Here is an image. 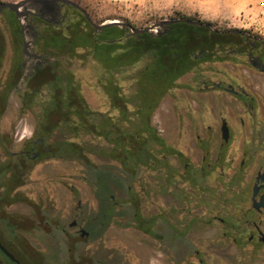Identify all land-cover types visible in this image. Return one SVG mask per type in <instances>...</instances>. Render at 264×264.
I'll return each instance as SVG.
<instances>
[{"label":"flooded vegetation","instance_id":"obj_1","mask_svg":"<svg viewBox=\"0 0 264 264\" xmlns=\"http://www.w3.org/2000/svg\"><path fill=\"white\" fill-rule=\"evenodd\" d=\"M174 21L205 29L211 33L210 39L213 35L223 39L234 34L238 40L232 44H226L220 38L213 42L206 40L203 48L191 54L193 66L175 81L148 118L157 139L150 149L151 157L147 163H140L139 171L157 173L154 192L157 201L152 214L144 211L143 196L149 193L140 189L139 196L133 187L139 171L132 185H128L127 173L121 163L99 153L102 149L114 148L116 143L113 141L117 139L111 138V141L98 134V115L110 119L123 135L127 132L128 120L123 118L120 108L112 101L113 94L124 100L134 94L125 79L126 73L122 74L120 81L117 80L114 89H105L99 79L100 92L107 100L108 111L94 110L87 104L92 114L89 128H94L87 136L88 140L86 136H67L60 131L58 128L66 125L65 121L58 123L57 129H53L56 125L50 126V131L41 128L43 134L40 136L36 120L32 137L21 138L20 152L12 153L11 157L17 160L20 168L32 166L42 158L80 162L79 153L72 152L66 145L75 143L84 147L93 164L99 165L96 162L99 160V166H113L112 172L118 180L126 183V186L113 187L109 209L106 210L110 216L108 223L106 218L100 219L102 203L96 185L91 183L98 210L85 215L81 224L77 221L71 224L72 229H78L75 234L61 229L68 240L96 241L105 234L114 218L128 217L131 211L140 233L151 238L158 246L157 250L165 256H194L198 264H207V258L211 257L255 256L264 246V43L244 32L218 31L193 20L175 19L170 22ZM170 22L159 27L157 33L150 34L156 37L170 34ZM25 43V40L18 43L23 54L22 75L10 97L28 94L32 77L53 69L39 50V45L47 43L34 40L30 45L27 43V54ZM67 59L80 60L70 57L59 60ZM12 69L13 63L0 86L5 84ZM59 69L73 77L77 87L75 92L81 94L80 83L71 68L62 63ZM39 93L44 98L48 97L46 89ZM168 98L172 102V112L180 118L171 137L165 136V131L153 120ZM19 102L23 113L34 110H25L20 99ZM126 107L134 112L131 105ZM181 115L185 117L184 123ZM131 119L137 120V115ZM146 138L140 137V144ZM122 140L126 143L124 137ZM181 185L188 186L187 191L181 188L182 195L171 191ZM54 224L58 226L59 221L55 220ZM93 228L95 238H92Z\"/></svg>","mask_w":264,"mask_h":264},{"label":"rangeland","instance_id":"obj_2","mask_svg":"<svg viewBox=\"0 0 264 264\" xmlns=\"http://www.w3.org/2000/svg\"><path fill=\"white\" fill-rule=\"evenodd\" d=\"M20 1L22 0H0L9 3ZM73 1L79 3L97 25L118 21L136 29H144L186 18L208 24L214 30L239 31L250 35H253V31H246L244 27L252 24L264 11V0ZM53 7L34 3L29 10L42 14ZM55 12L58 16L50 19L56 22L64 21L71 14L63 9ZM7 15L6 10L0 13V40L3 38L5 46L2 59L0 55V81L5 79L13 63L17 41L11 32ZM22 23L25 27V41L30 45L33 37L28 33L27 23ZM159 29L158 27L151 32L157 33ZM62 63L69 66L75 74L85 102L94 110L107 112L108 103L99 88L101 70L97 64L91 60L83 63L78 59H67ZM171 105L170 98L166 99L153 119L167 137L174 135L180 122V118L172 112ZM39 113V108L23 113L19 97L13 95L0 119V237L4 242L17 252L31 254L38 260L37 264H198L194 256L168 257L159 252L155 242L137 229L131 211L128 217L114 218L105 234L96 241L68 240L61 229L75 234L78 229H72L71 224L75 221L81 224L85 215L98 210V203L82 160L76 162L42 158L32 166L20 168L17 160L11 157L12 153L20 152L21 138L32 137ZM181 118L184 123L185 117L181 115ZM85 138L88 140L87 136ZM96 162L101 164L99 160ZM156 176L157 173L152 171H139L133 184L139 196L140 189L149 193L143 196L146 214L155 211ZM181 188L188 190V186L181 185L179 189L172 188L171 191L182 195ZM117 198L121 200L118 193ZM7 218L20 226L15 235L6 231L4 222ZM55 220L59 221L58 226L54 224ZM207 259V264H264V246L255 256Z\"/></svg>","mask_w":264,"mask_h":264},{"label":"trees","instance_id":"obj_3","mask_svg":"<svg viewBox=\"0 0 264 264\" xmlns=\"http://www.w3.org/2000/svg\"><path fill=\"white\" fill-rule=\"evenodd\" d=\"M60 9L69 11L71 14L61 22L50 19V17H57L55 10ZM7 18L11 32L17 41L14 47L13 69L5 84L0 86V119L9 105L10 92L21 80L20 66L23 54L18 43L25 40L23 25L19 18L10 11ZM184 20L188 19L184 18ZM23 21L27 23L28 33L34 41L47 43L39 45V50L53 66V69L48 72H39L37 76L34 75L29 93L19 96L25 110L36 107L40 110L36 119L40 128L38 135L42 136V129L50 131L49 127L52 125H56L53 129H57V124L61 121H65L66 125L58 129L67 136H89L94 131V128L92 130L89 128L92 114L82 94L75 92L77 87L74 86L73 77H69L65 71L59 69L62 64L60 58H79L83 63L90 60L95 62L101 70L100 80L105 89H114L117 80L120 81L122 74L126 73L125 79L128 80L129 88L134 90V94L127 100L116 94L112 95L113 104L120 108L123 118L128 120L126 134L123 135L120 128H117L110 119L99 115L100 124L97 129L99 135L109 140L117 139L113 141L116 143L114 148L102 149L99 153L102 157H110L121 163L127 173L128 185H132L136 178L140 163L148 162L151 157L150 149L157 139L156 134L152 133L148 118L168 90L174 86L175 81L193 66L191 54L203 48L206 40L213 42L220 38L213 35L210 39L211 33L207 30L194 28L183 21L170 22V34L161 37L153 36L150 32L130 35L129 30L120 25L108 26L96 31L81 12L61 4L55 5L53 9H46L42 14H30ZM0 35H2L1 32ZM220 40L225 41L226 44H232L237 42L238 37L229 34ZM4 49L2 38L0 40L1 59ZM44 89L48 91L47 98L39 93ZM127 104L134 108V112L126 107ZM134 115H137L135 121L131 119ZM143 136L147 138L140 144V137ZM123 137L126 143L122 140ZM66 145L72 152L79 153L80 159L84 162L90 181L96 185L97 195L102 203L100 219L106 218L105 222L108 223L110 216L107 215L106 210L109 209L113 187L126 186V183L118 180L116 174L112 172L113 166L93 164L83 146L75 143ZM4 226L6 231L14 235L20 227L8 218ZM91 233L92 238H95L94 228L91 229ZM0 242L21 264L38 263L33 257H28L23 252H16L4 242L2 237ZM0 264L15 263L0 252Z\"/></svg>","mask_w":264,"mask_h":264},{"label":"water","instance_id":"obj_4","mask_svg":"<svg viewBox=\"0 0 264 264\" xmlns=\"http://www.w3.org/2000/svg\"><path fill=\"white\" fill-rule=\"evenodd\" d=\"M34 3H42L44 5H51L55 6L57 4H61L63 6H71L81 12L85 18L88 20V22L93 26V28L96 31H100L101 29H104L108 26H115V25H120L122 27H125L129 30L130 35H141L146 32H151L154 29L161 27L163 24H156L151 27H147L144 29H136L130 24H124L118 21H112L109 23H104L101 25L95 24L92 19L90 18L89 14L86 12L84 8H82L78 3H76L73 0H22L17 3H9V2H0V13L4 12L5 10H8L16 15L17 18L21 21V24L23 25V19H25L27 16L30 14H34L32 11L29 10V7L31 4ZM25 30V27L23 25V31ZM27 49H28V44L25 43V48L24 51L27 54ZM35 57H37L35 55ZM0 250L13 262H16L17 264H20L18 260L15 259V257L4 247V245L0 242Z\"/></svg>","mask_w":264,"mask_h":264},{"label":"built area","instance_id":"obj_5","mask_svg":"<svg viewBox=\"0 0 264 264\" xmlns=\"http://www.w3.org/2000/svg\"><path fill=\"white\" fill-rule=\"evenodd\" d=\"M244 29L246 31H253V35L251 36L264 43V11L261 13L258 19H255L252 24H250L248 27H244Z\"/></svg>","mask_w":264,"mask_h":264}]
</instances>
